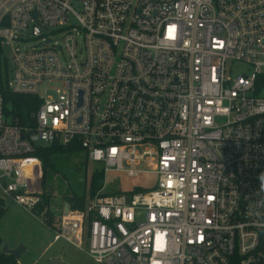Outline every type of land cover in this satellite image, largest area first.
I'll list each match as a JSON object with an SVG mask.
<instances>
[{
    "label": "built area",
    "instance_id": "obj_1",
    "mask_svg": "<svg viewBox=\"0 0 264 264\" xmlns=\"http://www.w3.org/2000/svg\"><path fill=\"white\" fill-rule=\"evenodd\" d=\"M0 41L7 88L39 101L20 124L0 91L3 193L41 201L40 145L102 164L56 240L97 264H264V0H0ZM110 171L157 181L109 193Z\"/></svg>",
    "mask_w": 264,
    "mask_h": 264
},
{
    "label": "rangeland",
    "instance_id": "obj_2",
    "mask_svg": "<svg viewBox=\"0 0 264 264\" xmlns=\"http://www.w3.org/2000/svg\"><path fill=\"white\" fill-rule=\"evenodd\" d=\"M227 69L230 74L235 75L246 70L247 65L241 62H228ZM55 162L57 172L49 171L45 181L42 179V190L53 192L51 204L55 222L53 225L44 222L41 217L14 202L0 187V197L4 199L6 208L0 220L2 242L0 249L3 250L5 245L9 249L21 247V264H97L87 252V240L83 248H80L64 238L56 240L55 234L59 229L57 219H60L67 203L62 199L63 193L70 188L82 193L84 182L87 185L86 192L89 193L88 186L92 172L101 169L102 164L94 161L86 162L82 151L58 155ZM107 176L108 192L118 190L131 192L135 188L151 189L155 187L157 181V175L150 172L131 177L123 172L110 171Z\"/></svg>",
    "mask_w": 264,
    "mask_h": 264
},
{
    "label": "trees",
    "instance_id": "obj_3",
    "mask_svg": "<svg viewBox=\"0 0 264 264\" xmlns=\"http://www.w3.org/2000/svg\"><path fill=\"white\" fill-rule=\"evenodd\" d=\"M7 67V59L4 53V49L0 41V91L4 98V103L8 112L13 113L14 116L18 119L20 124L32 125L30 120V114L38 108L39 101L36 97L30 95L18 94L12 92L7 88L6 83V73L4 70ZM82 149L77 146H68L61 145L58 143H53L50 145H40L37 146L33 155L39 157L43 165V181H45L47 173L52 171L53 173L57 172L55 159L58 155L78 153ZM85 161H88L87 156L85 155ZM103 173L99 169H96L92 172L91 179L89 182V193H87L86 182L82 185V193H78L75 189L70 188L68 191L63 193L62 199L66 201L71 208L73 209H84L87 199L89 197H94L103 187ZM44 185V182H43ZM147 189L135 188L133 192L144 191ZM117 192V191H114ZM113 193V192H109ZM53 200V192L43 191L41 201L36 205L32 212L46 221V223L53 225L54 214L51 210V204ZM5 201L0 197V220L5 214ZM57 221H59L57 219ZM2 242L0 240V246ZM0 264H21L20 259H16L14 255L4 253L0 249Z\"/></svg>",
    "mask_w": 264,
    "mask_h": 264
},
{
    "label": "water",
    "instance_id": "obj_4",
    "mask_svg": "<svg viewBox=\"0 0 264 264\" xmlns=\"http://www.w3.org/2000/svg\"><path fill=\"white\" fill-rule=\"evenodd\" d=\"M32 132H33V131H32ZM64 211H65V212L68 211V204H67V203L65 204V209H64ZM3 252H4V253H7V254H12V255L15 256L16 259H20L21 254H22V248L19 247V248H17V249H9L8 246L5 245L4 248H3ZM56 261H57V259H56ZM56 261H54V262H56ZM54 264H55V263H54Z\"/></svg>",
    "mask_w": 264,
    "mask_h": 264
},
{
    "label": "clouds",
    "instance_id": "obj_5",
    "mask_svg": "<svg viewBox=\"0 0 264 264\" xmlns=\"http://www.w3.org/2000/svg\"><path fill=\"white\" fill-rule=\"evenodd\" d=\"M261 181H262V188H264V174L261 176Z\"/></svg>",
    "mask_w": 264,
    "mask_h": 264
}]
</instances>
